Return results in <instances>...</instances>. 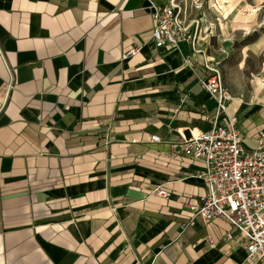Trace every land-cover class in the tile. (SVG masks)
Returning <instances> with one entry per match:
<instances>
[{
  "label": "crops",
  "instance_id": "0c3cea01",
  "mask_svg": "<svg viewBox=\"0 0 264 264\" xmlns=\"http://www.w3.org/2000/svg\"><path fill=\"white\" fill-rule=\"evenodd\" d=\"M146 7L0 0V264L245 261L229 223L193 217L201 163L172 147L181 129L211 128L198 79L215 57L200 36L197 56L187 43L155 49ZM239 104L227 114L252 149L264 115L244 117Z\"/></svg>",
  "mask_w": 264,
  "mask_h": 264
},
{
  "label": "built area",
  "instance_id": "2783aa9c",
  "mask_svg": "<svg viewBox=\"0 0 264 264\" xmlns=\"http://www.w3.org/2000/svg\"><path fill=\"white\" fill-rule=\"evenodd\" d=\"M145 1L152 18L155 49H178L180 44L187 43L192 55L202 54L197 48L199 22L188 20L186 10L177 0ZM137 52L131 49L125 58ZM184 65H189V61L184 60ZM203 68L205 75L198 83L215 105L214 117L205 116L211 128L208 131L181 129L180 140L172 145L185 157L201 163L194 178L203 183L204 193L197 205L188 208L193 217H200L205 223L223 219L231 225L244 244L246 258L241 264H264V130L256 134L255 147L247 149L235 121L227 114L233 97L218 64L204 58ZM149 142L159 144L162 139L153 135ZM154 192L168 197L162 189ZM225 240L237 242L231 233L225 235ZM208 244L210 248L216 246L210 239Z\"/></svg>",
  "mask_w": 264,
  "mask_h": 264
},
{
  "label": "rangeland",
  "instance_id": "374dc122",
  "mask_svg": "<svg viewBox=\"0 0 264 264\" xmlns=\"http://www.w3.org/2000/svg\"><path fill=\"white\" fill-rule=\"evenodd\" d=\"M188 20L199 22V35L215 57L238 113L252 118L264 115V0H177ZM197 7V9H195ZM256 35V41L250 42ZM251 49V52H245ZM236 108V107H235ZM254 118V117H253Z\"/></svg>",
  "mask_w": 264,
  "mask_h": 264
},
{
  "label": "trees",
  "instance_id": "16d2710c",
  "mask_svg": "<svg viewBox=\"0 0 264 264\" xmlns=\"http://www.w3.org/2000/svg\"><path fill=\"white\" fill-rule=\"evenodd\" d=\"M256 35L252 38V39H250L251 41L250 42H255L256 41Z\"/></svg>",
  "mask_w": 264,
  "mask_h": 264
}]
</instances>
